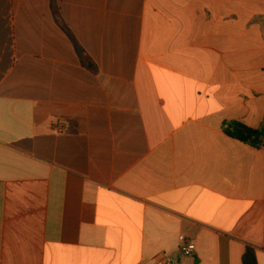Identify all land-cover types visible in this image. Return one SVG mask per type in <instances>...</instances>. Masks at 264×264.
<instances>
[{
	"label": "crops",
	"instance_id": "0c3cea01",
	"mask_svg": "<svg viewBox=\"0 0 264 264\" xmlns=\"http://www.w3.org/2000/svg\"><path fill=\"white\" fill-rule=\"evenodd\" d=\"M231 121L264 127V0H0V264H264Z\"/></svg>",
	"mask_w": 264,
	"mask_h": 264
},
{
	"label": "trees",
	"instance_id": "16d2710c",
	"mask_svg": "<svg viewBox=\"0 0 264 264\" xmlns=\"http://www.w3.org/2000/svg\"><path fill=\"white\" fill-rule=\"evenodd\" d=\"M223 132L232 139L238 140L254 148L264 146V127L252 129L238 122H224ZM242 264H257L255 251L247 248L242 257Z\"/></svg>",
	"mask_w": 264,
	"mask_h": 264
},
{
	"label": "built area",
	"instance_id": "2783aa9c",
	"mask_svg": "<svg viewBox=\"0 0 264 264\" xmlns=\"http://www.w3.org/2000/svg\"><path fill=\"white\" fill-rule=\"evenodd\" d=\"M196 247L193 242L187 241L184 237L179 238L178 253L183 258H193ZM176 257L170 254H161L153 259V264H175Z\"/></svg>",
	"mask_w": 264,
	"mask_h": 264
}]
</instances>
